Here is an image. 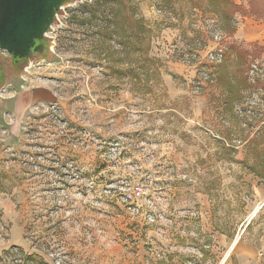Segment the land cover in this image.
<instances>
[{
    "label": "rangeland",
    "instance_id": "1",
    "mask_svg": "<svg viewBox=\"0 0 264 264\" xmlns=\"http://www.w3.org/2000/svg\"><path fill=\"white\" fill-rule=\"evenodd\" d=\"M232 1L228 23L206 0H69L48 60L19 75L0 52V264H241L264 248V0ZM117 9L126 58L102 39ZM22 85L53 101L15 109Z\"/></svg>",
    "mask_w": 264,
    "mask_h": 264
},
{
    "label": "water",
    "instance_id": "2",
    "mask_svg": "<svg viewBox=\"0 0 264 264\" xmlns=\"http://www.w3.org/2000/svg\"><path fill=\"white\" fill-rule=\"evenodd\" d=\"M68 2L0 0V52H6L17 65L28 64L32 54L43 52L47 33Z\"/></svg>",
    "mask_w": 264,
    "mask_h": 264
},
{
    "label": "trees",
    "instance_id": "3",
    "mask_svg": "<svg viewBox=\"0 0 264 264\" xmlns=\"http://www.w3.org/2000/svg\"><path fill=\"white\" fill-rule=\"evenodd\" d=\"M131 1V0H129ZM211 12L215 13L216 15H218L222 21H226L228 23H231V18L234 14V12L239 9V6L236 5V3H234L232 0H206ZM69 3V2H68ZM68 3L66 5H68ZM122 0H112V4H114L115 6H119L121 5ZM238 11V10H237ZM90 21L89 22H93L96 21L97 19H100L105 13L104 11L100 10L99 7H93L92 9H90ZM101 13V14H100ZM111 13V17L109 19L110 25L113 23L118 22L119 20H123L124 18L122 17V12L120 9L117 10H111L108 14L110 16ZM236 13V12H235ZM130 23H131V36L130 38H136V36L138 37L140 30H145L144 28V21L143 19H137L135 16V10L132 11V13L130 14ZM114 27L113 29H111V31L107 34H104L102 39L106 40V39H111L113 37V35H118V37H122L123 42L122 45L124 46V48H126V55H124V57L129 56L130 52L132 53H136L137 50L131 49L129 50L127 48L128 46V36L123 33L122 29H118L116 24H113ZM143 26V27H142ZM107 29H109V27H107ZM110 30V29H109ZM97 35H101V33H97ZM145 39V38H143ZM129 44H132L135 47V44L130 42ZM131 47V45H130ZM148 52V49H147ZM236 53H239V50L236 49ZM49 48H48V44L47 41L45 42V48L43 50V52L41 53H36L35 54V58L38 61H43V60H48L49 58ZM111 55L113 57H116L115 52L111 51ZM125 57V58H126ZM239 58V57H238ZM133 60V59H132ZM125 62L124 59H118L117 62L121 63V62ZM155 63V60L152 58H149L148 56H144V57H140V58H135L134 62L131 61V64L128 65V69H129V73H133V75L131 76V80L134 84V87H143L144 85V81L146 77H150V73H151V67L154 66L153 64ZM246 63V62H245ZM27 66V64L24 65H17L15 63V61L12 59V63L10 64V69L13 71H17L19 73V75H21L23 73L24 68ZM0 68H3V63H2V59L0 56ZM157 71V69H155ZM7 76L5 75L3 69H2V77L0 79V90L2 88H4L7 85ZM235 82H233L231 79H229V84L230 86H232ZM149 84V83H148ZM238 98L237 100H240V94H241V87L238 88ZM228 96H232L231 93H228L227 95V100L230 102H234L236 99L232 96L231 100H229ZM227 103V102H226ZM57 134V133H54ZM64 139V137L58 138V140H62ZM252 174H255L256 176L260 177L262 184H264V174L261 173H257L256 171H251ZM33 256V255H32ZM34 259V257H32V260Z\"/></svg>",
    "mask_w": 264,
    "mask_h": 264
},
{
    "label": "crops",
    "instance_id": "4",
    "mask_svg": "<svg viewBox=\"0 0 264 264\" xmlns=\"http://www.w3.org/2000/svg\"><path fill=\"white\" fill-rule=\"evenodd\" d=\"M16 94V93H15ZM18 97L15 101V109L26 110L32 105L38 102H52L53 95L50 91L40 87L33 91L28 89V86H23L20 89V92L17 93ZM259 187V186H258ZM259 189L264 190V187H259ZM250 225V224H249ZM244 251L239 254V260L241 264H244V260L252 259V261L259 262L260 264H264V248L259 251L254 247H244ZM260 256V257H259Z\"/></svg>",
    "mask_w": 264,
    "mask_h": 264
},
{
    "label": "built area",
    "instance_id": "5",
    "mask_svg": "<svg viewBox=\"0 0 264 264\" xmlns=\"http://www.w3.org/2000/svg\"><path fill=\"white\" fill-rule=\"evenodd\" d=\"M134 193L137 195V196H140L141 195V191L139 188H136V190L134 191Z\"/></svg>",
    "mask_w": 264,
    "mask_h": 264
},
{
    "label": "flooded vegetation",
    "instance_id": "6",
    "mask_svg": "<svg viewBox=\"0 0 264 264\" xmlns=\"http://www.w3.org/2000/svg\"><path fill=\"white\" fill-rule=\"evenodd\" d=\"M34 57H35V56H34V54H32V55H31V57H30V59H32V58H34ZM28 59H29V58H28ZM28 59H27V60H24V61H22V62H21V64H24L26 61H28Z\"/></svg>",
    "mask_w": 264,
    "mask_h": 264
}]
</instances>
